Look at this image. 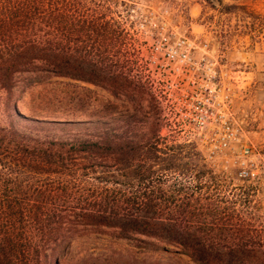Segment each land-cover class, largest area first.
<instances>
[{
    "label": "trees",
    "instance_id": "1",
    "mask_svg": "<svg viewBox=\"0 0 264 264\" xmlns=\"http://www.w3.org/2000/svg\"><path fill=\"white\" fill-rule=\"evenodd\" d=\"M118 4L0 0V90L11 107L9 125L0 124V264H61L76 240L107 231L151 250L174 248L194 264H264V235L245 220L259 219L249 211L258 190L223 185L195 142L161 136L156 107L107 124L38 120L12 107L24 75L144 100L147 86L126 76L128 22ZM90 125L109 128L50 135Z\"/></svg>",
    "mask_w": 264,
    "mask_h": 264
},
{
    "label": "rangeland",
    "instance_id": "2",
    "mask_svg": "<svg viewBox=\"0 0 264 264\" xmlns=\"http://www.w3.org/2000/svg\"><path fill=\"white\" fill-rule=\"evenodd\" d=\"M117 17L127 20L129 40L122 60H128L131 74L144 66L153 74L156 70L151 49L159 33L185 36L197 46L196 57L204 52L217 61L223 75L225 96H229L230 113L238 130V141L213 161L206 158L211 144L196 143L199 151L223 185L229 188L255 187V218L251 223L253 235H264V0H118ZM164 27V30L162 29ZM147 58V59H145ZM141 61V62H140ZM144 68V69H145ZM20 77L11 100L12 107L28 118L51 122L111 123L112 119L134 115L140 119L151 106L160 112L161 136L184 141L186 136L175 121L167 122L163 112L146 88L145 99L136 102L125 96L114 97L102 87L65 78L42 82ZM129 77V76H128ZM133 81V78L131 79ZM137 80H134L136 82ZM135 84V83H133ZM137 85V84H135ZM8 99L0 90V124L9 125ZM14 105V106H13ZM140 121V120H139ZM101 124V125H102ZM121 132L124 123H114ZM141 124H134L137 136ZM95 125L87 128L57 129L50 135L68 136L106 130ZM246 165H243V162ZM246 169L249 178L241 176ZM250 179V181H248ZM61 264H194L174 248L151 250L135 241L121 240L111 231L89 233L76 240L68 257Z\"/></svg>",
    "mask_w": 264,
    "mask_h": 264
},
{
    "label": "built area",
    "instance_id": "3",
    "mask_svg": "<svg viewBox=\"0 0 264 264\" xmlns=\"http://www.w3.org/2000/svg\"><path fill=\"white\" fill-rule=\"evenodd\" d=\"M158 35L148 58L156 71L146 74V68L139 66L138 74L128 76L147 86L163 117L179 124L185 140L211 144L205 155L213 161L238 141L217 61L206 52L196 57L197 46L188 37L174 32ZM241 176L249 178L250 173L244 169Z\"/></svg>",
    "mask_w": 264,
    "mask_h": 264
}]
</instances>
